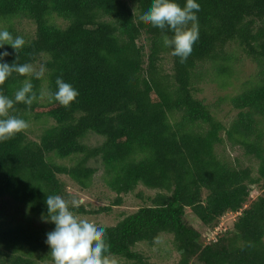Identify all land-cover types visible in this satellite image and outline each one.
Wrapping results in <instances>:
<instances>
[{"label": "trees", "instance_id": "1", "mask_svg": "<svg viewBox=\"0 0 264 264\" xmlns=\"http://www.w3.org/2000/svg\"><path fill=\"white\" fill-rule=\"evenodd\" d=\"M151 3L0 0V30L26 42L18 53L5 45L4 62L33 69L14 72L0 94L14 99L25 82L35 94L31 105L14 103L9 112L28 127L0 142V264H54L46 197L70 204L60 175L86 190L98 171L91 160L116 196L73 214L109 212L138 186L155 191L149 204L102 225L110 264H151L135 248L162 234L172 235L178 264H264V0H198L199 39L184 62L164 45L169 29L139 19ZM23 23L29 29L20 30ZM247 61L254 69L240 92L217 105L198 96L208 84L225 89L240 80ZM58 78L79 92L67 107L48 99ZM224 101L237 111L228 125L212 109ZM91 133L102 141L90 144ZM227 142L249 164L219 155ZM253 186L260 192L249 202ZM187 210L211 228L238 214L231 229L203 243L185 222Z\"/></svg>", "mask_w": 264, "mask_h": 264}, {"label": "clouds", "instance_id": "2", "mask_svg": "<svg viewBox=\"0 0 264 264\" xmlns=\"http://www.w3.org/2000/svg\"><path fill=\"white\" fill-rule=\"evenodd\" d=\"M198 0H185L183 7L177 0H152L151 5L139 19L161 30L169 29L173 35L164 37V45L173 48V55L184 62L192 53L199 39ZM191 23V27H188ZM22 36H13L6 29L0 30V49L10 45L17 53L25 46ZM10 55L5 49L0 51V84H3L14 72L20 75L32 73L30 64H9L4 58ZM43 73L37 74L39 78ZM57 90L48 96L62 106H69L79 95L70 83L57 79ZM33 85L25 82L15 93L14 99L0 94V142L11 139L16 133L28 127V123L17 116L9 115L14 103L31 105L35 98ZM45 204L48 221L55 227L46 234V243L50 247L54 264H110L107 255L109 245L105 239V227L86 219H78L71 208H79L83 199H72L70 204L59 195H47Z\"/></svg>", "mask_w": 264, "mask_h": 264}, {"label": "rangeland", "instance_id": "3", "mask_svg": "<svg viewBox=\"0 0 264 264\" xmlns=\"http://www.w3.org/2000/svg\"><path fill=\"white\" fill-rule=\"evenodd\" d=\"M18 27L23 31L29 29V25L27 23L20 24ZM167 61L168 60L165 61L166 68H169V64ZM242 68L243 72L241 74H243V76H239L240 80H232V84L225 89L219 88L215 84H208L206 86H203L204 89L202 92L198 93V96L206 98L208 104L217 105V101L220 98L224 97L226 94H236L240 92V85L245 78H248L249 74L254 69L253 64L248 61ZM212 109L216 112L219 119L225 125L229 124V122L237 112L236 110L231 108L227 101L220 102V106L218 108L213 107ZM30 135H33V133L31 132ZM85 139L92 145H96L102 141V137L95 133H91V135L89 134V136ZM217 152L219 155H225V157L229 159L235 160L236 158H238L240 161L242 160V164H249V160H247V158L243 156L242 150L237 146L231 147L229 142H227L226 144L218 145ZM66 161L67 160H63L62 162L68 163V161ZM90 163L97 167L98 171L94 177V183L88 189L82 190L81 188L76 186L67 176L60 175V178L64 180L67 189L70 190L74 198L83 199L84 205L88 209L98 210L101 206L110 205L116 194L108 187H106L100 180V175L102 173L101 163L98 162V160H91ZM259 192V187L253 186V190L251 191L252 196L249 199V202L252 198L259 194ZM154 193V190H151L144 186H138L135 191L123 196V202L121 205L112 206L109 212L74 215L78 219H86L100 225L111 226L116 224V222L119 221L122 217L135 212L139 207L149 204V196H152ZM138 194H142V197H140V195ZM237 214L238 213L234 212L224 214L218 220L216 227L211 228L200 223L195 215L190 210H187L185 214V222L201 232V241L203 243H210L216 238L217 235L224 233L232 228ZM135 250L142 252L146 257H148L151 264H178L179 255L175 250L172 241V235L169 234H162L160 238L154 242L153 245L140 243L136 246Z\"/></svg>", "mask_w": 264, "mask_h": 264}]
</instances>
